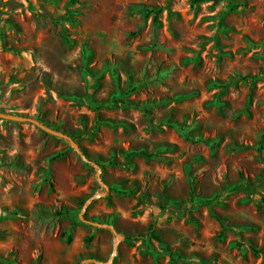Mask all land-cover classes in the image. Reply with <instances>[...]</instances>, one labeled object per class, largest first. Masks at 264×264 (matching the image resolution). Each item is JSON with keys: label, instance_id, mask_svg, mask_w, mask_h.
Listing matches in <instances>:
<instances>
[{"label": "rangeland", "instance_id": "rangeland-1", "mask_svg": "<svg viewBox=\"0 0 264 264\" xmlns=\"http://www.w3.org/2000/svg\"><path fill=\"white\" fill-rule=\"evenodd\" d=\"M0 112V264H264V0H0Z\"/></svg>", "mask_w": 264, "mask_h": 264}, {"label": "trees", "instance_id": "trees-1", "mask_svg": "<svg viewBox=\"0 0 264 264\" xmlns=\"http://www.w3.org/2000/svg\"><path fill=\"white\" fill-rule=\"evenodd\" d=\"M205 1H207V0H198V2H205ZM9 5H10V3L7 4V5H5V6H9ZM95 89H96V83H91L90 86H89L88 93H87V95L83 99V102H85L90 108L98 111L100 109V105L94 99ZM131 91H133V92L136 91V88L135 89H132ZM0 120H3V119H0ZM196 142L203 143L205 145H211V142L210 141L204 140L202 138L197 139ZM137 156H144V157H146L148 159H150V158L153 157L152 154H147V153H145L143 151H132V152H129L128 154H126V159H127V161H131V160H133ZM236 191H238V192L241 191V192H244L246 195H251V194H253V193L256 192V187H253L252 185H247V187H238L236 189ZM221 223L223 224L222 221H221ZM223 227H224V224H223ZM151 234H152V237L155 240H157L158 242H160L161 246H163V249H164L165 253L167 255H169V257L171 258L172 262H174V264H176L178 260L184 258L183 255L180 252H173L170 248H168L164 244V242L160 239V237H158L156 235V233H155L154 230H152V233Z\"/></svg>", "mask_w": 264, "mask_h": 264}, {"label": "water", "instance_id": "water-1", "mask_svg": "<svg viewBox=\"0 0 264 264\" xmlns=\"http://www.w3.org/2000/svg\"><path fill=\"white\" fill-rule=\"evenodd\" d=\"M4 2H7V0H4ZM0 119L9 120V121L32 123L35 126H37L38 128H40L41 130H43V131H45V132H47V133H49L51 135L58 136V137H62V138H67L64 134L59 133V132H56V131L50 129L49 127H47L46 125L40 123L39 121L34 120V119H31V118H25V117H20V116L11 114V113H3V112H0ZM72 144L77 149V151L81 154V152L79 151V148L77 147V145L73 141H72ZM91 201H93V199H91ZM90 202L87 203L86 208L89 206ZM86 222L89 223V224H93L94 225V223H92V222H89V221H86ZM87 263L99 264L94 259H90V260L84 261L82 264H87Z\"/></svg>", "mask_w": 264, "mask_h": 264}]
</instances>
